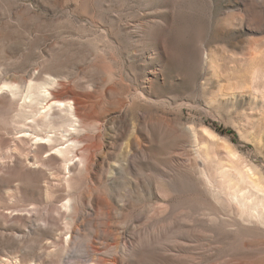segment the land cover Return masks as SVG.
I'll use <instances>...</instances> for the list:
<instances>
[{
  "label": "rangeland",
  "instance_id": "1",
  "mask_svg": "<svg viewBox=\"0 0 264 264\" xmlns=\"http://www.w3.org/2000/svg\"><path fill=\"white\" fill-rule=\"evenodd\" d=\"M4 263L264 264V0H0Z\"/></svg>",
  "mask_w": 264,
  "mask_h": 264
},
{
  "label": "bare ground",
  "instance_id": "2",
  "mask_svg": "<svg viewBox=\"0 0 264 264\" xmlns=\"http://www.w3.org/2000/svg\"><path fill=\"white\" fill-rule=\"evenodd\" d=\"M67 98L68 99H71V100H74L75 102H76V104L79 106L81 103H80V101L77 99V98H74L73 97V94H68V96H67ZM66 106V105H65ZM67 107V106H66ZM68 107L70 108V109H73V107H72V105H70L69 103H68ZM65 108V107H64ZM68 108V109H69ZM47 109H50L51 110V106H49ZM49 111V110H48ZM46 115V114H45ZM70 115H71V113H70ZM71 126V125H70ZM67 131V130H66ZM68 132H70V131H68ZM68 141H71L74 145H76L77 143H80L81 141H83V140H76V139H69ZM74 147V146H73ZM71 147L70 146H67V148H65V149H61V150H59L58 151V153H60L64 158H65V160L66 161H70V160H72V159H70V157H69V155L70 154H72V151H71V149H70ZM75 148V147H74ZM90 148H89V146H87V145H85L84 147H83V149H81L80 150V158L82 159L83 157H85V156H83V154L85 153V152H87L88 150H89ZM79 151V150H78ZM79 153V152H78ZM86 154V153H85ZM84 154V155H85ZM77 157H78V155H76ZM75 156V157H76ZM83 156V157H82ZM74 157V156H73ZM27 162V161H26ZM31 163V162H30ZM28 164V163H27ZM32 164H34V163H32ZM31 164V165H32ZM227 198V197H226ZM230 198V197H229ZM235 198V197H234ZM233 200V199H232ZM236 205V204H235ZM237 206H241V204H238L237 203ZM73 208V207H72ZM242 211H243V209H241ZM246 210V211H245ZM247 211H250V210H248V209H244V211H243V213H241V218H242V220H244V218H246V217H248V212ZM263 220V218L261 217V216H256V220ZM238 220H241V219H239L238 218ZM188 224V223H187ZM190 224H192V223H190ZM162 234L164 235V233H165V228H162ZM198 234H202L200 231H198ZM157 236H160L159 234H157ZM204 236V235H203ZM206 237V236H205ZM154 238V236L152 235V236H149V240H151V239H153ZM179 246L180 247H182V246H191V244H190V241L189 240H187V239H185V238H182L181 239V241L179 242ZM178 250H179V247H176V248H174V249H172V252H174L171 256L172 257H174L175 256V252H178ZM200 254V253H199ZM176 258V257H175ZM174 258V259H175ZM5 260V259H4ZM7 261V260H6ZM8 262V261H7ZM5 264V263H4ZM8 264V263H7Z\"/></svg>",
  "mask_w": 264,
  "mask_h": 264
}]
</instances>
